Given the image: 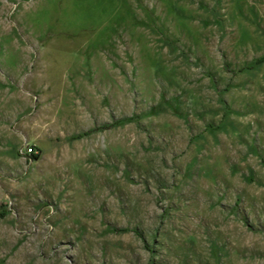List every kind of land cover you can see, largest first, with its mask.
Listing matches in <instances>:
<instances>
[{"label":"rangeland","instance_id":"374dc122","mask_svg":"<svg viewBox=\"0 0 264 264\" xmlns=\"http://www.w3.org/2000/svg\"><path fill=\"white\" fill-rule=\"evenodd\" d=\"M0 264H264V0H0Z\"/></svg>","mask_w":264,"mask_h":264},{"label":"built area","instance_id":"2783aa9c","mask_svg":"<svg viewBox=\"0 0 264 264\" xmlns=\"http://www.w3.org/2000/svg\"><path fill=\"white\" fill-rule=\"evenodd\" d=\"M19 153L24 157H33V155L38 154V151L31 144L25 143V145L20 149Z\"/></svg>","mask_w":264,"mask_h":264},{"label":"trees","instance_id":"16d2710c","mask_svg":"<svg viewBox=\"0 0 264 264\" xmlns=\"http://www.w3.org/2000/svg\"><path fill=\"white\" fill-rule=\"evenodd\" d=\"M34 160H38L39 159V155H33Z\"/></svg>","mask_w":264,"mask_h":264}]
</instances>
